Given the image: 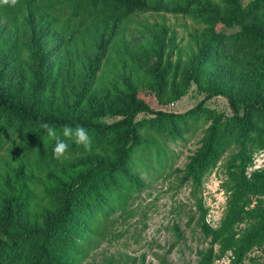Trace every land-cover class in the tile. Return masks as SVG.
<instances>
[{
	"label": "rangeland",
	"instance_id": "1",
	"mask_svg": "<svg viewBox=\"0 0 264 264\" xmlns=\"http://www.w3.org/2000/svg\"><path fill=\"white\" fill-rule=\"evenodd\" d=\"M184 1L146 0L145 8L131 14L122 27L104 32L98 41L92 36L86 44L78 37V47L63 43L65 31L58 27L46 34L39 29L37 35L27 24L23 29L9 30L20 38L19 45L27 53L16 55L9 64L4 65L6 60L2 63L6 75H12L8 80H14L11 94L23 98L30 93L31 101L42 111L63 113L87 82L92 59L100 55L101 66L91 75L90 93L77 110L82 118L95 114L101 121L111 123L123 118L124 111L138 101H146L156 110L185 112L208 96L211 77L217 83L233 81L239 99L257 90L264 96V51L256 57L249 48H214L213 74L206 76L205 82L195 81V58L209 40L210 31L225 27L229 33L245 26H227L218 21L211 29L195 14L166 10L185 7ZM240 1L247 4L251 0ZM223 2L197 0L194 9L219 11L218 17L223 20ZM7 36L8 31L0 36V63L5 59L2 48ZM34 40L45 51L58 43L65 46L61 53L47 52L42 73L47 85L44 88L34 76L33 68L40 63L32 51ZM108 40L101 51L100 45ZM67 45L70 47L66 49ZM228 61L226 65L231 67L217 68ZM23 72L29 80L20 82ZM259 72L262 82L246 85ZM21 85L25 89L18 92ZM203 107L208 111L192 123L183 138L176 140L160 130L158 121H151L156 114L144 111L137 115L140 139L131 146L128 167L138 181L127 184L131 187L124 205V194L116 190L88 219L85 236L79 242L81 251L74 256L73 264H264V237L249 243L251 236L264 228V139L235 142L210 171L195 179L192 172L196 165L192 161L209 127L234 114L223 95L207 98ZM262 120L258 119L261 126ZM22 141L0 152V186L5 185L8 174L14 181L19 166L27 164L22 177H17L25 186L24 193L30 196V211H41L46 203L43 190L62 173L70 177L65 166H80L73 165L74 159L69 157L56 167L48 161L47 151L25 158L19 152ZM118 148L109 146L102 153H113ZM158 148L164 149L167 157L161 163L155 158Z\"/></svg>",
	"mask_w": 264,
	"mask_h": 264
},
{
	"label": "trees",
	"instance_id": "2",
	"mask_svg": "<svg viewBox=\"0 0 264 264\" xmlns=\"http://www.w3.org/2000/svg\"><path fill=\"white\" fill-rule=\"evenodd\" d=\"M223 1L226 10L223 20L218 17L219 11L214 13L206 8L194 9L198 4L197 0H185V7L180 5L165 8L169 9L168 11L195 14L202 18L207 26H211V29L218 21L227 26H245L243 30L229 33L225 27L222 30L210 31L209 40L195 58L193 78L198 83L205 82V77L214 72V48L216 51L226 48L230 50L229 46L234 50L249 48V53L256 57H260L264 51V0H251L247 4L240 0ZM145 2L146 0H0V36L8 31V38L2 48L5 59L0 63V152L23 139L19 152L25 158H32L30 156L35 152L47 151L45 155L48 161L56 167L69 157L74 159L73 165L80 166L73 169H68L67 166L63 168L71 172L70 177L64 176L63 173L58 175L57 181H54L47 191L43 190L46 203L42 210L35 212L30 211V196L24 193L25 186L17 177H22L27 164L22 163L19 166L14 181L10 174L4 178L5 185L0 186V264L74 263V256L81 251L79 242L85 236L84 229L88 219L108 202L116 190L124 194L121 203L124 205L130 193L128 188L131 187L127 184L138 181V177L131 173L128 162L132 152L131 146L140 139V123L136 117L141 112L156 114L151 121H158L160 130L176 140L183 138L192 123L208 111L203 107L207 98L215 95L228 98L234 114L223 123L216 120L209 127L203 139V146L192 161L196 165L192 174L197 180L210 171L227 148L235 142L238 144L255 137L264 139V125H259L258 121L260 118L264 122V96L260 90L239 99L233 81L217 83L214 77L210 79L213 84L208 96L185 112L156 110L146 101H138L124 111L123 118L111 123L101 121L95 114L87 118L80 117L77 110L90 93L91 75L98 72L101 66L100 55L92 59L87 82L79 88L80 93L77 92L75 101L72 104L67 103V109L63 113L47 112L44 109L42 111L31 101L30 93H26L23 98L11 94L14 80L9 81L8 78L12 75H6L7 69L1 67L11 63L16 55L27 53L19 45L20 38L9 30L23 29L27 24L33 34H38L39 29L46 34L52 28L58 27L65 31L63 43L78 47V37L84 44L88 43L92 36L98 41L100 35L104 36V32L116 31L127 22L131 14L142 11L146 6ZM108 42L109 40L100 45L101 51ZM63 43L45 51L40 49L36 40L33 41L32 51L36 52L40 62L38 68H33L34 76L43 88L47 86L46 79L42 76L46 68L45 58L48 53L53 55L65 50ZM67 47L70 45H67L66 49ZM4 60L6 62L2 65ZM226 64H229V61L217 65V68L231 67ZM260 74H253L249 80L251 83L247 82L246 85L262 82V73ZM28 80L29 76L23 72L20 82ZM24 89L25 86L21 85L17 91ZM241 108L243 114L240 113ZM42 123L54 126L58 133L64 125L83 126L90 136V147L85 150L83 146L66 140L69 148L62 157L55 158L52 153L55 142L46 136L40 127ZM120 134H123V137ZM61 138L66 139L62 136ZM109 146L119 148L113 153H102ZM99 147L101 151L98 150ZM164 152V149H156L155 158L159 163L167 158ZM258 237H264V228L253 234L249 243H255Z\"/></svg>",
	"mask_w": 264,
	"mask_h": 264
},
{
	"label": "clouds",
	"instance_id": "3",
	"mask_svg": "<svg viewBox=\"0 0 264 264\" xmlns=\"http://www.w3.org/2000/svg\"><path fill=\"white\" fill-rule=\"evenodd\" d=\"M40 127L44 130L46 136L55 142L52 149L55 158L62 157L69 148V143L66 142V140L76 145L83 146L85 150L90 147L91 139L83 126L77 125L73 127L72 125H64L59 133L54 126L48 123H42ZM61 136L66 139H62Z\"/></svg>",
	"mask_w": 264,
	"mask_h": 264
}]
</instances>
